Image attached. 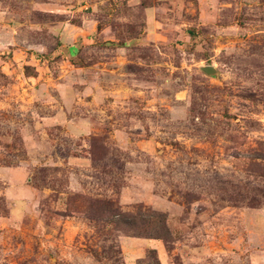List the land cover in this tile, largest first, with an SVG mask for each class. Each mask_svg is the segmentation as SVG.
<instances>
[{"label": "rangeland", "instance_id": "1", "mask_svg": "<svg viewBox=\"0 0 264 264\" xmlns=\"http://www.w3.org/2000/svg\"><path fill=\"white\" fill-rule=\"evenodd\" d=\"M0 264H264V0H0Z\"/></svg>", "mask_w": 264, "mask_h": 264}, {"label": "trees", "instance_id": "2", "mask_svg": "<svg viewBox=\"0 0 264 264\" xmlns=\"http://www.w3.org/2000/svg\"><path fill=\"white\" fill-rule=\"evenodd\" d=\"M40 170V169H39ZM78 200V202H77ZM86 200L87 204L84 205L83 201ZM76 201V202H75ZM251 201H256L255 198H252ZM80 205L82 207H80ZM62 215H75V214H81L82 217L87 218L91 221H101L106 224L112 223V217L118 216L119 219L123 223V232H129L134 233V228L132 226L131 221L127 219L129 216V212H126L125 210H118L116 207V204L112 200H101L98 198H86L85 196L81 194H74L71 196L70 200H68L65 203V206L62 210ZM155 216L159 217V224L157 231L153 235L154 237H159L162 239H165L168 237L169 234V228L166 223V216L164 214H153ZM112 230V229H111ZM111 230H109L108 235L111 234ZM135 233H139V231L136 230Z\"/></svg>", "mask_w": 264, "mask_h": 264}, {"label": "water", "instance_id": "3", "mask_svg": "<svg viewBox=\"0 0 264 264\" xmlns=\"http://www.w3.org/2000/svg\"><path fill=\"white\" fill-rule=\"evenodd\" d=\"M201 69L206 73H210L213 71V68L211 66H203L201 67Z\"/></svg>", "mask_w": 264, "mask_h": 264}]
</instances>
